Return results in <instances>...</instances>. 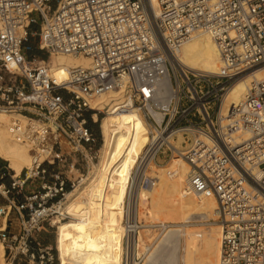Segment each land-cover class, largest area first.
<instances>
[{
  "label": "built area",
  "instance_id": "1",
  "mask_svg": "<svg viewBox=\"0 0 264 264\" xmlns=\"http://www.w3.org/2000/svg\"><path fill=\"white\" fill-rule=\"evenodd\" d=\"M196 33L213 39L219 69L207 74L167 62L173 96L166 109L153 106L162 112L157 121L129 81L132 70L170 56ZM56 54L81 55L91 65L66 69L58 81L49 66ZM263 66L264 0H0V109L43 124L27 140L30 169L0 185V241L12 253L9 264L19 257L51 264V248L38 234L96 158L86 119L100 112L88 100L124 90L133 92L134 104L143 103L150 127L132 176L159 160L182 159L188 190L216 202L210 223L220 227L218 264H264V79L252 80L226 116L219 112L232 84ZM170 225L157 227L162 232ZM123 244L124 264H132L131 238Z\"/></svg>",
  "mask_w": 264,
  "mask_h": 264
},
{
  "label": "bare ground",
  "instance_id": "2",
  "mask_svg": "<svg viewBox=\"0 0 264 264\" xmlns=\"http://www.w3.org/2000/svg\"><path fill=\"white\" fill-rule=\"evenodd\" d=\"M51 57L54 60L53 64ZM51 57L50 72L58 81L64 80L66 69L88 68L91 65L89 59L81 55L56 54ZM158 58L163 59L153 72L155 77L161 75L158 80H147L146 73L138 70L139 65L132 70L137 78V84L130 83L143 92L148 100L145 103L146 110L155 120L160 121L162 112L154 109L153 104L157 109H166L173 96L167 62L183 70L214 74L219 69L220 59L216 45L207 33L192 34L173 47L170 56L162 54ZM262 79L264 66L237 79L222 101L220 116H226L228 108L244 98L252 80ZM162 90L165 94H162ZM128 94L135 107L130 104ZM123 97L124 100L118 102ZM88 102L92 109L98 111L100 110L96 109V106L106 102L108 110L99 120L101 145L97 163L92 164L90 175L81 178L76 185L78 187L74 186V189L66 193L65 199L56 207L58 216L50 219V225L53 226L55 222L58 224L62 221L59 216L72 218L63 223L72 224L65 229L58 230L56 227L54 245L58 264H99L97 258L101 257L105 261L100 264H124L125 236L132 240L131 248L134 250L132 264H155L158 261L159 264H218L220 227L216 223H210L217 219L216 202L212 196L198 197L188 190L187 163L180 158H172L167 166L151 164L132 176L136 161L149 141L150 133L149 124L144 119L141 108L133 103L132 92L124 90L108 93L89 99ZM115 114H120V118H125V121L128 120L127 127L130 130L110 122ZM96 118V115L92 116L93 121H97ZM42 127L43 124L37 120L0 109V158L7 162L14 174L13 177L17 178L23 169H30L32 156L27 140ZM241 135L244 139L248 137L246 133ZM180 142L181 138L178 137L173 144L178 147ZM128 191L129 222L124 223V219L127 218L125 200ZM77 204L86 207L83 210V218L73 216L72 207ZM145 205L150 219L172 226L157 236L159 240H156L158 242L156 246L154 245L156 230H148L142 226L139 218V208ZM73 218L78 219V222H73ZM193 222L196 224L193 225ZM197 222H207L209 225L203 228ZM100 223H103L104 227L97 226ZM180 229L190 234L186 237L185 233L180 234L183 237L182 243L178 237ZM113 233L115 237L111 239ZM107 241L109 243L105 249L98 247ZM140 242L144 247V252L141 253L142 263L141 258L138 260L135 258L136 253L140 257ZM180 243L182 252L177 256ZM3 250L4 246L0 241V264H4ZM119 250L121 260L118 256Z\"/></svg>",
  "mask_w": 264,
  "mask_h": 264
},
{
  "label": "rangeland",
  "instance_id": "3",
  "mask_svg": "<svg viewBox=\"0 0 264 264\" xmlns=\"http://www.w3.org/2000/svg\"><path fill=\"white\" fill-rule=\"evenodd\" d=\"M38 57H40V58H44L45 56L42 54V53H38V55H37ZM162 58H155V59H153V60H151V61H149V62H145V63H143V64H141L139 67H138V70L139 69H141L142 71H143V73H146L145 74V78H147V80L148 79H152V80H158V78L161 76V75H159L158 77H155V75L153 74V72L155 71L154 69H155V67H158V66H160V64H161V62H162ZM51 62H52V64H53V62H54V60H53V58L51 57ZM148 71H151L150 73H148ZM203 73V72H202ZM135 73H133V71H132V73H131V75H130V82L131 83H133V82H135V84H137V78L135 77V75H134ZM128 93H129V90H128ZM133 93V92H132ZM162 94H165V92H164V90H162ZM128 96H129V99H130V104L131 105H133L132 104V101H131V97H130V94H128ZM124 100V97L123 98H120L119 100H118V102H120V101H123ZM140 100V99H139ZM139 100L138 101H136L135 102V105L136 106H138V107H141L142 106V102H141V104H138V102H139ZM112 103H114V102H112ZM153 104V103H152ZM134 106V105H133ZM153 106H154V104H153ZM126 107H128V105H126ZM135 107V106H134ZM155 107V106H154ZM159 108V107H158ZM96 109H99L100 111V113H99V115H97V121H92V118H91V114H92V111L90 112V113H87L88 114V119H86L87 120V126H88V128L93 132V134L95 135V148H96V158H95V160H94V163L93 164H96L97 163V160H98V156H99V153H98V150H99V148H100V145H101V133H100V128H99V120L100 119H102V117H104L105 115H104V113L106 114V112H107V110H108V106L106 105V102H102V103H100L98 106H96ZM142 110L143 109H141V112H142ZM140 112V111H139ZM141 114V113H140ZM27 117V116H26ZM112 117V116H111ZM113 118V119H112ZM111 119H110V122L113 124V125H117V124H119V125H121V126H123V128H125V129H129L128 127H127V119H126V121L124 120L125 118H120V114H115V116L114 117H112ZM141 118H142V115H141ZM143 119V118H142ZM144 121V120H143ZM126 122V123H125ZM145 122V121H144ZM146 128V127H145ZM130 130V129H129ZM146 130H147V128H146ZM2 162H0V166H5L6 168H8V166H7V162H5L4 160H1ZM169 162L170 161H167V162H160V160L159 161H157L156 162V164L158 165V166H167V164H169ZM9 169V173L10 174H12L13 172H12V170L10 169V168H8ZM92 170V167H91V169H90V171ZM90 171L87 173V174H84L83 175V177L82 178H86L87 176H89L90 175ZM79 176V173L78 172H76V171H73V175L71 176V177H73V179H75V178H77ZM79 179H77V181L74 183V186H76V185H78L79 184ZM34 184H35V182L34 183H30V184H27L26 186H25V189L27 190V191H30V189H32L33 188V186H34ZM73 186V187H74ZM76 187H78V186H76ZM75 187V188H76ZM74 189V188H73ZM1 198V197H0ZM81 204V203H80ZM80 204H77V205H75V206H73L72 208H73V216L74 217H82L83 218V210H84V208H86L85 206L83 207L82 205L80 206ZM62 206H63V204H62ZM147 206L145 205L144 207H142V208H139V218H140V221H141V223H142V226H144V227H147V229L149 230V229H152V230H156V232H155V237H156V239H155V243H154V245L156 246L157 244L156 243H158L157 241L159 240V238H157V236L159 235L160 236V234L162 235V233H163V231L162 232H159L160 230L158 229L159 227H157V225L156 224H169V223H161V221H159V220H156V219H150L149 218V215H148V213H147V210H145V208H146ZM144 209V210H143ZM143 213H144V215H143ZM14 216L15 215H13L12 216V218H14ZM52 216H55V215H52ZM52 216H50L49 217V219L52 217ZM56 216H58V215H56ZM148 219H147V218ZM59 218L62 220V221H60V223H58L57 224V222H55L54 224H53V226H51L50 225V221H48L49 222V224H48V222H46L45 224H44V226H45V228H44V231H41L39 234H38V239H39V241L42 243V244H44V245H46L47 247H50L51 248V252H50V254L52 255V261H51V264H58V262H57V256H56V250H55V245H54V240H55V232H56V227H57V229L58 230H63V229H65L67 226H69V225H72L71 224V222H69V223H67V224H63V223H65V222H68L69 220H71L70 218H68V219H66L65 217H62V216H59ZM146 218V219H145ZM53 220H55V219H53ZM144 220H147V221H144ZM151 220V221H150ZM157 221V222H156ZM13 222H15V223H17V221L14 219L13 220ZM73 222H78V219H74L73 218ZM86 222V221H85ZM145 222V223H144ZM193 225L195 224V223H192ZM191 224V225H192ZM100 226V227H104V225H103V223H100V224H97V226ZM146 225V226H145ZM190 225V226H191ZM207 225H209V224H206V225H201V227H203V228H205ZM200 226V225H199ZM169 227H172V226H169ZM168 227V228H169ZM86 229V228H85ZM115 230V229H114ZM85 231V230H84ZM84 231L82 232V233H84ZM82 233H80V234H82ZM115 233V232H114ZM113 233V236L111 237V239L112 238H114L115 237V234ZM183 234V233H185V237L188 235H190L189 234V232H184L182 229H180L179 231H178V237H179V239H180V241H181V243L183 242V237L180 235V234ZM158 236V237H159ZM192 236H196V238H198L199 237V235H191V237ZM111 239H109V241L111 240ZM182 239V240H181ZM157 240V241H156ZM146 242V241H145ZM108 241L107 242H105V243H103V244H101V245H99L98 247L100 248V249H105V247H106V245H108ZM181 243L180 244H178V253L176 252V254H177V256H180V254H181V252H182V250H181ZM3 246H4V257H3V259H4V264H9L11 261H13V259H12V253H8V250L5 248V245L3 244ZM153 248H154V246H153ZM139 249H140V251L143 253L144 252V247H143V245H142V242H140L139 243ZM121 251H122V249H121ZM121 251L119 250V253H118V256H119V260H121ZM139 256H140V258H141V263L143 262L142 261V255H141V253L139 252ZM99 261H100V263H103L104 261H105V259L103 258V257H101V258H97ZM99 263V264H100ZM157 264H159L160 262L158 261V262H156ZM155 263V264H156ZM13 264H39L38 262H35V261H29V260H27V259H25L24 257H19L17 260H16V262H14ZM62 264H68V263H62ZM80 264H82V263H80ZM178 264V263H177Z\"/></svg>",
  "mask_w": 264,
  "mask_h": 264
},
{
  "label": "crops",
  "instance_id": "4",
  "mask_svg": "<svg viewBox=\"0 0 264 264\" xmlns=\"http://www.w3.org/2000/svg\"><path fill=\"white\" fill-rule=\"evenodd\" d=\"M1 160L3 159L0 158V162H2ZM8 168H6L4 165L0 166V185L8 186L10 184V179H9L10 173ZM3 203H4V199L0 198V205H2Z\"/></svg>",
  "mask_w": 264,
  "mask_h": 264
},
{
  "label": "trees",
  "instance_id": "5",
  "mask_svg": "<svg viewBox=\"0 0 264 264\" xmlns=\"http://www.w3.org/2000/svg\"><path fill=\"white\" fill-rule=\"evenodd\" d=\"M35 53H36V54H38V52H37V51H35Z\"/></svg>",
  "mask_w": 264,
  "mask_h": 264
}]
</instances>
